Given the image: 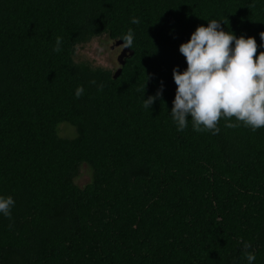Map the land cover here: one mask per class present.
<instances>
[{"label":"trees","instance_id":"obj_1","mask_svg":"<svg viewBox=\"0 0 264 264\" xmlns=\"http://www.w3.org/2000/svg\"><path fill=\"white\" fill-rule=\"evenodd\" d=\"M212 19L264 52V0H0V195L15 200L0 264H264V127L222 118L213 135L171 117L179 46ZM129 28L118 77L75 60Z\"/></svg>","mask_w":264,"mask_h":264},{"label":"clouds","instance_id":"obj_2","mask_svg":"<svg viewBox=\"0 0 264 264\" xmlns=\"http://www.w3.org/2000/svg\"><path fill=\"white\" fill-rule=\"evenodd\" d=\"M131 22L140 23L136 17ZM260 37L264 41V32ZM120 40L123 41L122 49L133 48V30L129 28ZM62 41V37L56 38L53 51L62 50ZM112 43L108 41L109 45ZM257 51L254 37L241 35L237 38L233 32L223 30L220 21L212 19L206 27L198 26L190 39L179 46V52L186 59V70L181 72L178 66L173 68L177 87L171 117L177 130L183 131L187 127L189 116L193 130L210 131L213 135L219 134L218 124L222 118L226 121L235 118V123L225 124L227 128H237L242 124L255 132L264 127V52L257 55ZM102 89L103 84H100L98 90ZM162 90L163 85L156 96L143 99L144 107L150 109L162 95ZM83 94V86H78L76 97ZM14 205L11 195H0V214L9 220L12 219ZM250 247V242H244L245 249ZM244 255L248 264H253L255 254L245 252Z\"/></svg>","mask_w":264,"mask_h":264},{"label":"rangeland","instance_id":"obj_3","mask_svg":"<svg viewBox=\"0 0 264 264\" xmlns=\"http://www.w3.org/2000/svg\"><path fill=\"white\" fill-rule=\"evenodd\" d=\"M108 44L106 37H95L89 42L78 45L75 60L77 62H84L92 67H102L106 69H117L119 62L117 60L118 54L120 53V46L111 48ZM60 132L64 136L70 138L76 136V128L68 122H63L59 125ZM91 179V168L84 164L81 167L80 175L77 177L76 182L83 186Z\"/></svg>","mask_w":264,"mask_h":264},{"label":"water","instance_id":"obj_4","mask_svg":"<svg viewBox=\"0 0 264 264\" xmlns=\"http://www.w3.org/2000/svg\"><path fill=\"white\" fill-rule=\"evenodd\" d=\"M123 44L122 40H116L113 42V45L111 48H114L115 46H120ZM134 54V51L131 48H124L121 49L120 53L118 54L117 60L119 62V67L117 68L116 72L114 73V77H118L122 71V66L126 62V58L132 56Z\"/></svg>","mask_w":264,"mask_h":264},{"label":"flooded vegetation","instance_id":"obj_5","mask_svg":"<svg viewBox=\"0 0 264 264\" xmlns=\"http://www.w3.org/2000/svg\"><path fill=\"white\" fill-rule=\"evenodd\" d=\"M119 48H120V51H121L122 48L121 47H119Z\"/></svg>","mask_w":264,"mask_h":264}]
</instances>
